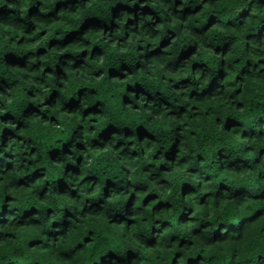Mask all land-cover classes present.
Listing matches in <instances>:
<instances>
[{
    "label": "trees",
    "instance_id": "1",
    "mask_svg": "<svg viewBox=\"0 0 264 264\" xmlns=\"http://www.w3.org/2000/svg\"><path fill=\"white\" fill-rule=\"evenodd\" d=\"M0 264H264V0H0Z\"/></svg>",
    "mask_w": 264,
    "mask_h": 264
}]
</instances>
